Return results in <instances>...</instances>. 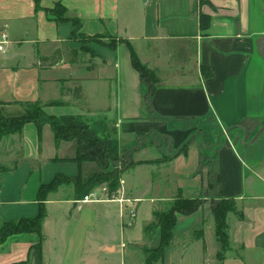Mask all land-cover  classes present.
I'll return each instance as SVG.
<instances>
[{
	"label": "crops",
	"instance_id": "crops-1",
	"mask_svg": "<svg viewBox=\"0 0 264 264\" xmlns=\"http://www.w3.org/2000/svg\"><path fill=\"white\" fill-rule=\"evenodd\" d=\"M38 1L40 7L35 0H0V38L3 33L8 36L0 51V114L21 116L24 103L41 102L47 114L65 125H86L88 138L105 141L112 151L138 146L115 199L97 190L94 200L75 204L73 183L49 195L46 209L55 205L65 223H77L64 247L74 258L65 264H84L90 223L110 220L111 209L117 211L124 232L133 229L140 216L146 240L144 227L154 220V213L167 210L178 196L203 202L195 213L177 215L173 242L156 264H264V132L248 145L229 147L224 142L228 138L233 143L228 128L250 126L246 139L250 142L264 126V61L256 47L264 29L256 1L207 0L203 6L199 0ZM57 3L66 9L65 21L48 11ZM200 13L211 16L206 31L200 27ZM73 19L86 36L109 33L117 41L130 42L141 61L158 73L160 82L152 97L158 119L151 118L144 105L141 77L126 43L116 49L93 43L95 66L81 67L75 57L73 62L66 60L82 43L72 38ZM164 45L171 46L167 55L159 52ZM57 50L63 59L52 66L40 65L41 57ZM76 87L82 88L80 100L62 93ZM189 118L201 122L204 135L177 123ZM215 128L216 134H224L213 147ZM77 150L76 140L57 141L48 125L40 138L34 123L3 137L0 154L14 164L0 165V224L36 216L37 191L56 175L80 174L86 182L102 171L93 161L78 164ZM203 151L216 153L223 196L236 202V212L227 217L230 247L224 260L217 257L220 246L212 199L206 193L209 168L201 166ZM16 159L22 160L21 165L15 164ZM68 205L79 213L84 205H102L103 212L79 218ZM129 209L135 213L130 227L125 224ZM160 235V229L155 230L147 247H157ZM44 238L46 264V251L56 249V242L49 240L46 250L48 237ZM37 240L34 233L9 237L0 246V264H32L29 251ZM103 247L109 254L118 250L109 242ZM122 248H127L125 242Z\"/></svg>",
	"mask_w": 264,
	"mask_h": 264
},
{
	"label": "trees",
	"instance_id": "trees-1",
	"mask_svg": "<svg viewBox=\"0 0 264 264\" xmlns=\"http://www.w3.org/2000/svg\"><path fill=\"white\" fill-rule=\"evenodd\" d=\"M35 1L37 6L40 7L39 1ZM48 11L57 20H66V9L61 4L57 3L53 9ZM199 20L201 29L206 31L210 26L211 16L200 13ZM72 22L76 24L77 28L80 30V22L77 19H73ZM72 38L77 40L75 30L72 32ZM108 39L109 42L99 40V43L111 49H116L119 43L127 44L130 50L132 65L139 72L141 77L144 105L150 117L158 119L159 117L154 112L152 106V97L160 82L158 73L141 61L130 42L122 40L117 41L111 38V36H109ZM61 59H63V52L57 50L51 56L41 57L39 60L41 66H52ZM62 93H70L77 100L83 98L81 87L67 90L63 89ZM23 106L25 113L21 116L5 117L0 114V142L6 135L21 133L24 125L27 123H34L36 125L40 138L43 128L48 125L51 127L57 141H77L78 150L74 160L78 164H82L86 161H93L96 162L102 170L86 182L82 181L80 174L75 177H69L63 174L56 175L49 183L41 184L37 191L39 211L36 216L4 221L0 224V246L13 235L23 233L36 234L38 240L31 245L29 258L32 264H43V242L45 239L43 236V222L47 217L46 202L49 195L56 191L61 185L67 183H73L75 186V204L83 201L95 188L101 185H106V195L108 197L111 198L112 195H117L122 186V175L134 165L132 155L133 151L137 149L136 147L138 146L126 147L120 152L112 151L107 147L105 141L89 139L86 125H65L57 116L47 114L41 102H27L24 103ZM250 129V126L241 124L235 128H228L227 134L232 137L233 142L239 138V143L245 136L247 139L250 135ZM237 131H242L243 135ZM216 133L217 128L214 130V135H216L217 140V136L221 132L218 134ZM144 135L143 138L145 137ZM228 140V138H225L224 142L226 143ZM139 143L141 144L142 140H140ZM238 143L236 145H238ZM218 144L219 142L216 143V145L214 144L213 147ZM207 147L208 146L204 144V148L206 149ZM213 150L216 152L214 148ZM215 154L208 155L203 151L201 166L209 168V187L206 193L207 196H211L212 199V212L220 246L217 257L219 260H224L225 252L230 247L227 217L230 213L236 212V202L233 198H225L223 196V185L220 180L219 167ZM110 167H113V170L104 173ZM202 202V198H185L178 196L167 210L154 213V220L144 227V234L146 239H150L155 230L160 229V243L155 248L143 247L146 256V264H156L163 260L166 248L173 242V229L177 224V215H191L195 213L200 208ZM28 263L27 261L21 262V264Z\"/></svg>",
	"mask_w": 264,
	"mask_h": 264
},
{
	"label": "rangeland",
	"instance_id": "rangeland-1",
	"mask_svg": "<svg viewBox=\"0 0 264 264\" xmlns=\"http://www.w3.org/2000/svg\"><path fill=\"white\" fill-rule=\"evenodd\" d=\"M217 2H220V0H216ZM224 2V0H221ZM257 3V15L259 17L260 24L262 25V29H264V18L260 13V6L262 5V0H255ZM201 6L204 4L209 3L207 0H199L198 2ZM67 18V16H65ZM74 30L77 35V40H79L81 43L80 47L75 49V53L71 55L70 53L67 55L66 60L73 62L74 57L76 60L81 64V67H89L95 66L96 62H98V59L96 58V54L94 50L91 48L93 43H99V40H103V42H109V36L113 38L109 33L100 34L97 36H86L80 32V30L77 28V25L74 24ZM264 31V30H263ZM122 41H125L121 39ZM171 49V46H162L160 47V51L163 55H167V51ZM157 53V52H156ZM206 72V70H205ZM177 123L181 127H191L192 130H194L197 134L204 135L205 132L203 131L204 126H202L201 122L198 123L196 119H178ZM214 133V132H213ZM216 137V135H214ZM164 140V138H162ZM217 141V140H216ZM231 142V141H230ZM232 143V142H231ZM240 143H242V140H240ZM204 144H207L206 142ZM9 161V162H8ZM14 161V160H13ZM8 162V163H7ZM15 164L21 165L22 160L16 159ZM14 163L12 160L7 159L3 154H0V165L4 166H11ZM111 170H113V167H110L107 169L104 173H108ZM128 171V170H127ZM130 176L132 177V174L134 173L133 170H130L128 172ZM128 173L126 174L125 178H127ZM125 175V174H124ZM134 175V174H133ZM142 175V174H140ZM139 175V176H140ZM129 176V177H130ZM106 185H101L94 189V191L91 193V200H94L96 198V192L97 190L106 192L105 190ZM84 201H81L78 203V205L82 204ZM70 206L69 210L73 209V205ZM95 207V208H93ZM69 210L65 213L67 216L69 215ZM47 214H51L50 216L47 215L43 222V236H47L48 240L45 241L44 246L46 247V244L49 240H53L56 242V249L54 247H51V249L47 250L46 247V256H45V263L46 264H65L66 260H73V253L67 254L64 247H66L67 238L68 235H71L73 231L76 230L77 223H65L63 219V212L56 208L55 205L50 206V209H47ZM50 211V212H49ZM103 212L102 205H84V210L82 212H78L76 210L72 211V214H78L77 217H81L82 215H101ZM132 209H129L127 211V215L125 217V224L126 226L130 227L131 223H134V217L132 216ZM72 215V217H73ZM76 216L74 218H76ZM74 219L72 218V221ZM136 226L131 230H121L120 223H119V216L117 211L115 212L113 209H111V219L110 220H93L92 223H90V226L88 228V240H87V250L84 253L83 259L84 264H145L144 262V250H143V244L145 243L146 246H149V244L152 242L153 235L151 238L143 240V226L141 223L140 216L136 219ZM152 231V230H151ZM144 241V243H143ZM109 242L110 244H114L117 246V252L113 254H109L106 251H104L103 245ZM125 242L127 245L126 249L122 248V243ZM44 243V242H43ZM62 246H58L59 244H62ZM20 264V263H15Z\"/></svg>",
	"mask_w": 264,
	"mask_h": 264
},
{
	"label": "water",
	"instance_id": "water-1",
	"mask_svg": "<svg viewBox=\"0 0 264 264\" xmlns=\"http://www.w3.org/2000/svg\"><path fill=\"white\" fill-rule=\"evenodd\" d=\"M260 11L261 14L264 18V0H262V5L260 6ZM256 47H257V53L258 55L262 58V60L264 61V33H262L257 39H256ZM264 132V126L260 128V130L256 133V135L254 136V138L250 141V142H246V136L243 138L242 143L243 144H250L253 143L258 137L259 135ZM224 133H221L217 136V142H219L220 137L223 135ZM239 138H237L233 143H231L229 140L226 142L227 146H234L238 143Z\"/></svg>",
	"mask_w": 264,
	"mask_h": 264
},
{
	"label": "built area",
	"instance_id": "built-area-1",
	"mask_svg": "<svg viewBox=\"0 0 264 264\" xmlns=\"http://www.w3.org/2000/svg\"><path fill=\"white\" fill-rule=\"evenodd\" d=\"M7 38H8V36L5 33L1 34V38H0V51H4V46L7 43ZM91 196H92L91 194L88 195V196H86L83 201L84 202H87V201L91 200L90 199ZM111 198L112 199H115L116 198V195H112ZM132 213H133L132 216L134 217L135 216V213L134 212H132ZM132 224L133 223H131V225Z\"/></svg>",
	"mask_w": 264,
	"mask_h": 264
},
{
	"label": "flooded vegetation",
	"instance_id": "flooded-vegetation-1",
	"mask_svg": "<svg viewBox=\"0 0 264 264\" xmlns=\"http://www.w3.org/2000/svg\"><path fill=\"white\" fill-rule=\"evenodd\" d=\"M260 13H261V11H260ZM262 15V14H261Z\"/></svg>",
	"mask_w": 264,
	"mask_h": 264
}]
</instances>
